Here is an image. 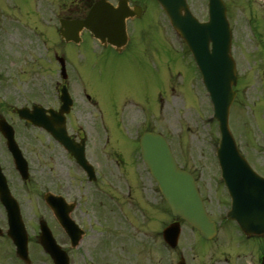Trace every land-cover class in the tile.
Returning <instances> with one entry per match:
<instances>
[{"label": "flooded vegetation", "instance_id": "obj_1", "mask_svg": "<svg viewBox=\"0 0 264 264\" xmlns=\"http://www.w3.org/2000/svg\"><path fill=\"white\" fill-rule=\"evenodd\" d=\"M98 1L0 0V120L13 123L19 119L18 108L33 105L52 108L63 116L74 148L67 150L50 136L52 193L75 205L71 216L79 225L87 209H83L84 199L97 197L94 207L104 211L110 221L121 216L122 228L140 235L150 251L156 240L161 243L171 212L141 157L140 138L147 130L165 133L169 126L166 110L171 56L152 50L149 43L141 50L133 49L131 24L146 12L144 8L138 12V0L110 1L115 6L121 3L122 8L127 5L132 15L127 20L128 42L124 47L101 44L85 26L76 42L77 25L87 20ZM225 2L234 40L248 39V23H264V0ZM86 39L112 49H79ZM182 57L190 66L187 55ZM122 63L131 73L121 70ZM124 74L132 85L119 80ZM16 139L29 164V179L21 178L8 149V165L1 156L0 163L12 194L20 197L19 187L33 181V160L18 128ZM82 148L96 170L93 181L74 154ZM15 179L19 183H14ZM29 190L35 193L37 188ZM202 198L216 222L215 235L205 239L198 229L183 223L177 248L163 242L164 264H264V232L244 228L229 218L232 197Z\"/></svg>", "mask_w": 264, "mask_h": 264}, {"label": "rangeland", "instance_id": "obj_2", "mask_svg": "<svg viewBox=\"0 0 264 264\" xmlns=\"http://www.w3.org/2000/svg\"><path fill=\"white\" fill-rule=\"evenodd\" d=\"M138 1L146 8V12L141 19L131 24V33L134 34L133 49L141 50L146 43H149L152 50L165 51L171 56L172 69L168 75L169 107L166 110L169 126L165 130L166 135L180 165L196 175L202 195L222 197L226 189L215 156L220 134L215 121H210L212 109L206 98L200 76L195 66H185L181 58L183 48L178 44L175 33L157 1ZM189 3L200 20H207V0H189ZM262 25H259L258 33L261 38L257 39L258 41L255 40L249 28L246 33L250 34L251 38L248 37L245 41L236 40L234 55L236 59H239V69L244 75L246 86L239 89V95L231 108L230 123L244 155L251 160L256 170L264 174V108L259 107L260 103H264V60L262 59L264 28L261 29ZM258 45L260 48H257ZM78 48L112 49L99 46L94 39H86V42ZM253 56H256V63L253 61ZM120 66L125 73L130 72L126 63ZM119 80L132 85L128 75L124 74ZM159 118H162L161 114ZM13 123L19 129L20 138L33 160L31 167L33 181L25 187H19L20 197H18L22 203V215L31 237L29 244L31 264H53L37 242L38 220L41 218L48 222L58 242L67 249L72 264H164L165 254L159 245H155L149 251L146 244L141 239L139 241L140 235L130 228H122L121 216H116L110 221L102 215L101 212L104 211L93 205L97 197H90L91 200L89 197L84 199L83 209L86 206L87 209L80 217L83 218L82 227L88 230L87 236L80 241L75 250L70 249L64 231L57 224L43 197L47 191H52L51 140L45 134L26 127L18 119H14ZM0 156L8 165L6 161L8 155L1 134ZM10 174L12 177L15 175L13 170ZM14 183L19 182L15 179ZM33 187L37 188L35 193L29 190ZM0 225L4 229L7 228L6 212L1 203ZM108 225L116 228L114 230L108 228L109 232L106 229ZM0 264H26L17 257L13 244L6 236L0 237Z\"/></svg>", "mask_w": 264, "mask_h": 264}, {"label": "water", "instance_id": "obj_3", "mask_svg": "<svg viewBox=\"0 0 264 264\" xmlns=\"http://www.w3.org/2000/svg\"><path fill=\"white\" fill-rule=\"evenodd\" d=\"M158 1L167 12L175 30L185 39L193 52L212 97L215 118L219 121L222 133L218 157L223 178L236 197L233 214H236V219L242 226L264 232V178L258 176L241 156L229 126L230 107L236 95L233 86L237 83V76L236 65L231 55L232 35L226 19L225 6L221 0H210V19L208 22L200 23L191 13L186 0ZM108 9L114 13L113 8L109 6ZM123 21L124 19L120 20L115 14L102 18L101 7L96 6L85 24L97 38L102 41L107 38L115 45L118 44L117 36H124ZM20 115L50 133H53L57 127L63 129V119L56 120L46 116L45 110L42 109L40 112L22 109ZM0 129L8 138L17 162L21 163L23 158L14 143L13 132L4 122L0 123ZM57 137L65 146L70 147L71 143L65 132H60ZM140 145L142 157L157 181L161 193L168 201L173 215L180 216L190 225L201 229L205 237L214 234L215 224L206 212L196 181L191 173L179 168L167 140L160 134L146 132L141 138ZM80 160L85 167L86 160L84 158ZM0 199L8 210L10 220L8 235L17 245L20 258L30 263L28 235L20 210L17 202L10 196L1 173ZM46 201L54 210L60 224L75 238L77 244L81 233L69 216L70 209L50 194L46 196ZM40 225V244L51 255L55 264H69L67 253L57 244L47 223L41 221ZM178 233V223L172 224L164 232L166 240L174 242L173 244Z\"/></svg>", "mask_w": 264, "mask_h": 264}]
</instances>
